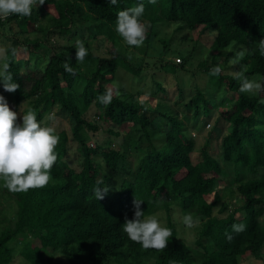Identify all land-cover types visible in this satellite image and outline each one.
<instances>
[{
    "label": "trees",
    "instance_id": "1",
    "mask_svg": "<svg viewBox=\"0 0 264 264\" xmlns=\"http://www.w3.org/2000/svg\"><path fill=\"white\" fill-rule=\"evenodd\" d=\"M140 3L145 6L141 19L148 33L144 43L156 33L157 24H166L172 26L170 38L177 33L187 37L207 33L213 37V47L219 50L197 64L212 93L220 94L219 103L210 105L205 99L206 91L198 86L191 88L182 111L187 128L178 113H156L160 106L156 98V108L151 110L136 105L122 89L107 106L97 99L118 78L119 70L131 76L133 85L139 82L143 67L117 50L122 38L115 28L118 12ZM12 21L25 36L23 41L14 38L6 50L9 70L20 85L11 93L17 123L22 125L20 107L26 101L29 106L23 112L34 110L40 123L56 106L70 118L81 163L79 171L67 164L68 137L61 132L56 148L58 159L46 187L12 193L0 180V197L11 200L8 207L14 211L8 225L0 228V264H11L17 256L25 264H51L55 255L68 264H239L245 256L264 259V92L241 93L240 82L233 78V73L243 69L249 79L264 77V57L255 50L264 40V0H157L155 4L148 0H117L116 5L108 0H45L28 17L0 18V28ZM86 22L92 30L86 46L98 47L108 41L112 55L103 59L88 53L79 62L88 72L77 66L72 45L75 39L81 41L77 30ZM53 38L68 39V46L56 48ZM160 42L166 50V43ZM12 48L16 49L15 57L11 55ZM239 49L247 51L236 62ZM208 57L210 63L206 61ZM190 59L191 55L185 54L179 64L163 61L160 69L174 74L184 70ZM66 61H70L74 74L64 70ZM216 66L221 67V73L209 75ZM153 83L158 92L164 89L161 82ZM177 91L180 97L185 93L180 84ZM91 105L104 123L131 124L138 135L137 144L146 141L137 162L109 146L88 144L86 130H98L86 118ZM212 109H217V116L194 161L195 141L188 130L202 119L204 125ZM147 112L155 113L161 121L156 135L150 134L149 130L157 127L146 117ZM217 139L218 155L212 156L209 147ZM117 173L124 178L113 184L111 179ZM97 186L109 188L103 200L93 195ZM135 198L144 202L141 210L146 217L160 210L167 214L165 227L173 235L163 251L145 250L122 231L125 217H134ZM173 204L179 208L182 222L188 214L199 219V227L193 229L197 233L196 246L202 250L179 237L171 219ZM239 212L241 216L237 218ZM233 224H244L246 230L236 234L232 232ZM226 233L231 234V240ZM30 239H37L39 247Z\"/></svg>",
    "mask_w": 264,
    "mask_h": 264
},
{
    "label": "rangeland",
    "instance_id": "2",
    "mask_svg": "<svg viewBox=\"0 0 264 264\" xmlns=\"http://www.w3.org/2000/svg\"><path fill=\"white\" fill-rule=\"evenodd\" d=\"M170 27L172 26L166 24H157L155 27L157 28L156 33L154 35L150 34L148 36V43H144L139 48L129 47L124 44L122 39H120L117 44V50L126 56L130 55L136 65H140L143 67V71L140 73V79L137 85H133L131 76H128L127 74L119 70L118 78H122L118 80L116 76L113 84L107 85L106 87L111 88L114 84L118 85L119 89L124 90V92L129 94L131 98L133 97L132 100L136 105H142L148 110L156 108V101L153 99H158L160 106L155 112L168 114L178 113V118L183 119L184 127L187 128L189 127V124L188 121L184 119V114L182 111L184 110L183 106L190 99L192 93L190 90L191 88L198 86L199 88H202L203 91H206L204 93L205 99L208 100L210 105L215 106L217 105V103H219L220 94L216 93L217 91L212 93L213 90L208 85L205 75L203 74V72H199L197 68V64L201 62L204 57H206L207 55L212 56L213 54H217L219 53V50H216L213 47V37L210 34L205 33L198 35L197 33H194L187 37V34L177 33L173 35V38H170L172 32V29H170ZM0 32V49H4L5 51L10 47L11 41L14 38H17L20 41H23L25 38L24 33L21 32L18 25L13 21L7 22V24L1 27ZM90 33H92V30H90L89 22L84 23L83 26H81V28L77 30V35L78 37L80 36L81 41L84 43V46L88 49V53L91 54L92 58L100 57L103 59H110L112 57V55L109 54L111 45L108 41L102 43L101 45H98V47H96V45L94 44H89L88 47L86 46V43L91 39ZM147 34L148 33H146V35ZM68 39H70V37H68ZM68 39L53 38V40H55L56 48L58 45H60L61 47L68 46ZM77 40L78 39H75L72 42V45H74L75 47V51ZM161 40L166 43V50L163 48V45L160 42ZM61 51L63 53H66V51L64 52V49H62ZM226 52V50L223 51V53ZM185 54L191 55V59L188 60L187 63H185L184 70L178 71L177 73L173 74L169 71L160 69L163 61H170L174 62L175 64H179L181 62L180 59L184 57ZM218 57L219 63H222L223 55L220 54L218 55ZM210 59L211 58L208 57V59L206 60L207 63H210ZM75 62L77 66L80 67V71L84 70L85 72H88L87 69H85L86 67H81L76 59ZM153 81L161 82L164 89L158 92V89ZM179 84L184 87L185 90V93L182 97L178 95L179 93L177 91V87ZM189 90L190 92H188ZM0 95L5 98L10 109L14 111L11 93L4 91L3 87H0ZM227 96H229V94ZM28 103L29 102L26 101L22 104L23 106L21 105L22 111L28 108ZM21 107L20 113L22 120L23 113L21 111ZM211 111V118L208 119L204 125L202 119L197 122L195 127L189 128L188 130L192 139H194L195 141V150L192 155L194 161H196L199 157L200 150L206 140V134L211 130L217 116V109H212ZM98 113L99 111L93 105H91V107L85 112L86 118L94 122L98 126L97 131L92 132L86 130L88 144L90 146H101L102 148H106L109 146V148L119 151L122 155H125L133 162H137L138 158L141 157L140 155L144 153V148L147 145L146 141L143 140L139 142V144H137L136 138L138 137V135L133 132L134 127L131 124L121 126L110 125L98 119ZM185 114L189 116V113ZM155 115V113L152 114L151 112H147L146 117H149L152 120V124L157 127L149 130L150 134L155 133L156 135L157 131L155 130L161 129V121H159V118ZM41 124L42 126H51L55 128L57 135L61 132L66 133L68 137V144L65 160L72 169H74L75 171H79L81 155L77 143L72 139V125L70 122V118H68L65 114L59 112L58 108L55 106L44 115ZM221 135L223 136L224 134ZM219 144V139L212 140L209 147V153L212 156L218 155ZM228 171H231V169H229ZM127 175L129 176V174ZM123 178L124 176L119 173L113 174L111 183L119 184ZM9 204H11V200L5 201L2 197H0V228L8 225V218H11L13 216L14 211H12V209L8 207ZM232 205L233 204L231 203L230 206L232 207ZM231 207L230 210L232 209ZM170 210L171 219L175 223L179 237L185 240L189 246L194 247L198 250H202L196 246L197 233L193 229L199 227V224L192 228H189L181 221L182 216L178 207L173 204ZM216 213L217 212L215 211L214 214ZM152 215H154L159 220L161 226H166L167 214L163 210H160ZM240 216V212L236 214L237 218ZM261 221L264 224V217ZM30 242L33 245L39 247V241L37 239H30ZM11 264H25V262L21 259V257L17 256ZM51 264L68 263L60 255H55ZM239 264H264V259L261 261L254 259L252 256H245L244 258H242Z\"/></svg>",
    "mask_w": 264,
    "mask_h": 264
},
{
    "label": "clouds",
    "instance_id": "3",
    "mask_svg": "<svg viewBox=\"0 0 264 264\" xmlns=\"http://www.w3.org/2000/svg\"><path fill=\"white\" fill-rule=\"evenodd\" d=\"M108 2L111 5L117 4V0H108ZM148 2L155 4L157 0H148ZM44 4L45 0H0V18L6 19L10 15L28 17L32 14L33 8ZM144 12L143 3L118 12L115 31L125 45L139 48L144 44L147 32V27L141 19ZM255 50L264 57V40L258 42ZM246 51L247 49H244L237 53L236 62L245 55ZM11 55L13 57L17 55L15 48L11 49ZM87 55L88 49L82 41L77 40L76 61L83 62ZM63 67L67 73L74 74L70 61H66ZM9 69L7 52L0 49V83L4 91L15 93L20 89V85L14 82ZM221 71V67L216 66L210 69L209 75L217 76ZM245 71L246 69H243L233 73V78L240 82L239 91L250 95L264 92V77L249 79ZM113 89L116 91L114 92ZM114 95L117 97L120 95L119 86L116 84L97 99L107 106L112 102ZM22 113V125H20L17 123V112L12 111L5 98L0 95V180H3L4 187L12 193L46 187L52 180L51 170L58 159L56 148L60 138L55 128L42 126L32 109ZM108 191V186H97L93 189V195L98 201L103 200ZM142 204H144L142 200L134 199V217L131 220L125 217V222L121 225L122 231L132 242L140 244L145 250L163 251L168 247L169 238L173 235L172 230L161 226L154 215L146 217L145 212L141 210ZM183 222L189 228L200 223L192 214L185 215ZM245 230L244 224L232 225V232L236 234ZM226 236L231 240V234L226 233Z\"/></svg>",
    "mask_w": 264,
    "mask_h": 264
}]
</instances>
